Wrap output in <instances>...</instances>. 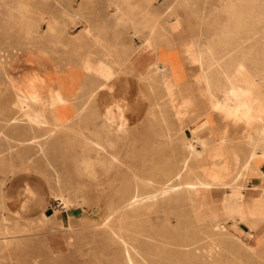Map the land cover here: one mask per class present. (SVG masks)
Wrapping results in <instances>:
<instances>
[{
  "label": "rangeland",
  "instance_id": "374dc122",
  "mask_svg": "<svg viewBox=\"0 0 264 264\" xmlns=\"http://www.w3.org/2000/svg\"><path fill=\"white\" fill-rule=\"evenodd\" d=\"M51 1L53 0H44V2H25L24 4L22 2H18V0H0V18L5 17L10 18L11 20H18L20 18V14L21 16L28 15L27 17H32L35 19L36 24H41L43 29H46V23L43 21L45 20L43 17L57 19L59 22L56 25H59V28L61 27L60 35L66 44V47H61L60 45L54 46V44L52 45L49 43V49L52 48V50L55 51V58L57 57V59H59L62 63L65 62V66L67 67L68 71L66 76L67 80L69 84L74 82L73 84L76 87L79 85L83 86L85 82L90 83V78L88 77V74L85 73L82 56L87 48L79 45L81 40H85V32L83 31L84 29L81 26V22L76 16L73 15V11L75 9H80L82 13H85L86 16L90 17L93 25L94 23L96 24L97 28L95 30L102 32L103 36L101 41L105 43L104 45H106L107 48L111 49V51L116 54L114 55L112 53L111 64L113 63L112 70L114 71L115 69L116 73L118 72V74L113 79V89L110 92L111 95L109 96L108 94H104V92L94 93L91 96V98L95 96L94 99L92 98L94 102H92V99L89 98L81 115H78L76 111L73 110V104L76 100L74 93H72V95L70 94L71 96L69 95V98L62 101V103H57V107H51L56 113H58V110L61 108V110H64L63 108H65L72 113L70 114L69 112L68 117L64 119L67 124V129L63 130V128L60 126H47L45 123L37 122V119L33 120L34 128L31 127L30 129L28 125L26 126L23 123L20 117H12L11 119H8L12 115H17V113L13 114L14 108L11 104L12 97L8 94L10 93V89L5 81L6 78L4 77V68H6V66H3L2 68L0 64V264H123L120 261V257L122 256L121 253L124 247H127V249L129 248V251L132 250L130 251L131 253L136 250L140 255L148 248H150L148 249L150 251H153L154 249L160 250L161 247V249H163L165 246L160 247L158 246L159 244L163 242H172L170 237L172 234L170 233L179 231L178 225L181 227H179L180 231L183 229L196 231L201 226L197 223V221H199V217H193V214L188 211L184 204L173 201L170 204L172 205V209H168L166 205H163L164 203L162 201H157V204L154 205L150 210L138 214V221L136 222L137 224L135 223L132 226H129L128 223H125L124 225L126 228L123 226L121 229L114 227V229L116 228L115 230L117 231V234H110L109 229L112 228L114 224H116V220L122 216H126V213H123L122 215V210H117V207L120 206L122 197L116 192V189H119L122 186L132 187L134 182H138L142 185L144 184L143 180L141 179H132V176H130L131 173L135 172L145 178L149 177L151 180L147 179L146 182L153 186H155L156 182L158 181L162 182V175L160 172H158L156 168H148V164L142 160L144 159V154L149 150V148L152 147L156 150H159L158 162L160 164H163L166 159L165 157L168 156L169 167L171 169L173 168V172H176L178 167H180L182 156L181 153L185 151V153H188V150L192 151L191 153H194L193 157L196 156L195 159L191 157L187 160L188 167L204 169L205 165L206 167L210 166L212 157L214 156L212 153L221 154L222 152L223 155H221L224 159L227 157L226 159H228L230 162V168H232L235 165L233 155L237 154L238 149H242L249 140L256 141L257 147L259 148H257L258 150L264 149L262 148L264 147V139H262L259 134V130L264 128V116H261L258 112L260 107H264L262 106L264 105V103H262L264 102V100H262L264 99V94H262L264 93V88H262L264 87L262 86V83H264V59L261 58L264 57V46H262L264 45V42H261L264 41V26H262L264 25V17H259L249 24L250 27L248 28L251 30V32H249L247 27H244L242 29L243 33H241V31L238 35L240 37H235L234 46L225 47L221 46L218 40L220 39L218 34L221 30L219 27L221 26L220 23H222V16L220 15V5H218V0H130V2H121L122 0H114V2H112V0H94V2ZM245 1V8H249L253 5V8L255 9V3L250 2L249 0ZM259 3L262 4L264 2ZM115 6H118V9H115ZM259 6L260 5L257 4L256 10ZM17 7L20 9L19 12ZM112 10L114 13H112ZM128 12L131 13L130 16L127 15ZM140 16L142 17L140 18ZM217 17L219 19H217ZM140 19H143L144 21L142 20V22ZM149 20H151V23ZM217 20L219 25H217ZM138 21L140 22V25ZM17 27L18 26L15 27L16 29L12 28V30H17L21 33V36H19L23 37V32H21L22 30L20 29V26L18 28ZM216 27L218 28L216 29ZM215 29L219 31L216 32ZM7 30L8 28L4 29L3 36L4 32ZM244 31L247 33L245 34ZM44 33H46V31L43 32V34ZM56 34L53 35L56 36ZM259 36L262 37L260 38V41ZM37 38H39L38 35ZM37 38L35 37L36 40ZM91 39L92 38H89L86 41V43L89 45L88 47H90L91 50L95 52V55H100L99 52L101 50V46L97 44L94 39ZM141 40H143L142 47L144 54H157V58L155 57V59L159 62L157 64L160 65V67H158L159 70H157L159 76H161V79H163L158 83V86L162 89V91H164L163 96L167 94V91L169 92L168 95L165 96V100L167 99V102L173 103L174 105L170 120L176 123L172 124L175 126V128L169 129L167 139L170 141V143H167L163 146V142L159 141L162 139V137L159 136L161 135V131L159 129L160 127L158 124H156V121L149 119V114L147 113L153 105L151 103L157 102V98H152L153 94L149 91L146 83H142L139 79H137V73L140 71V69L144 68L143 66L145 65V62L142 61V63H140V61H132L130 63L131 65H125L121 63V58L128 53V50L132 46L139 44V41ZM149 42L153 44L151 45ZM208 42L216 48H214L212 45L211 47ZM253 43H255V45ZM158 44L160 47H158ZM259 45L261 46L259 47ZM186 46H188V50ZM192 46L195 48V50ZM189 48L191 50H189ZM199 48L200 50H198ZM209 48L211 49L208 50ZM211 51H213L215 54ZM219 51L221 53H219ZM228 52L229 54L231 53V55L235 56V58L239 57L243 61L241 67L242 71L240 70L239 73L240 75L237 74V72L231 71V73L234 72L231 74L233 78L231 80H229V77L226 76L227 70L220 72L219 68H216V66H213L212 64L214 61L212 59L218 57L217 60L221 61L220 59H222V66H224L223 59L226 57ZM21 54L24 57L27 56L26 52H22ZM193 54L195 56L197 54V56L195 57ZM213 54L214 57H212ZM180 55H182V57ZM221 56H223V58H221ZM208 57H211L212 59H208ZM257 57L260 60H257ZM165 58L167 59L165 60ZM188 58L191 63L186 64L189 62L187 61ZM117 59L119 61H117ZM192 59L195 60L193 61ZM210 60H212V62ZM261 60L262 62H260ZM195 61L196 63H194ZM207 61L210 65L207 64ZM209 61L211 63H209ZM249 63L252 65L254 64L253 66L255 67L253 68V66H251ZM247 65H249V68ZM183 66L185 68H183ZM120 67L122 68L120 69ZM207 71H209L208 77L205 76ZM242 72L246 73L244 74ZM252 72H255L254 75ZM125 73H127V76L124 75ZM197 73L198 75H195ZM234 74L236 76H234ZM251 74L252 76H250ZM255 74H258L257 77ZM193 75H195V78L191 77ZM226 77H228V79ZM182 78L185 83H183L184 81ZM242 78L244 80H242ZM178 80H180V83ZM168 81L172 84H170ZM229 81L231 83H229ZM249 81L251 83L254 82L252 86ZM244 82L248 85L245 86ZM255 82H257V84ZM226 83L229 84V87L228 84L226 85ZM238 83L241 86H238ZM176 84L180 85L179 87L182 86L181 91ZM254 84L256 85L254 86ZM196 85L199 86L197 87ZM233 85L236 86L234 87ZM237 86L239 87L238 89ZM174 87L176 88V92H174ZM224 87L226 88V91L224 90ZM194 88H196V90ZM183 90H186L184 91V93L186 92V95L183 94ZM226 92L228 93L223 94ZM258 92L261 93L258 94ZM169 94L171 95V98ZM193 94H195V96ZM248 94L250 99L249 97H246ZM252 95H255L256 97L254 98ZM208 96H210V99ZM175 97H177V100H175ZM231 99L235 100L231 101ZM241 100L242 102L244 101L243 103L241 102L242 104L240 103ZM180 101L182 105L179 104ZM257 103L259 105H257ZM238 104H240V106H238ZM245 104L246 106H244ZM250 104L255 106L251 107ZM108 105L114 107L115 110L117 107V111L121 114L119 120L122 122L124 139L122 143L117 144L121 148L118 154L120 160L116 162L117 164L115 166L113 165L114 167L112 166L109 172H105L103 171V165L99 160L97 161L93 156L86 157L88 156V152L89 154H92V151H87L86 155L85 151H83V148L88 143H90L88 140L91 141V138L94 139L95 133L93 131L96 128H99L100 123L103 120V111ZM175 105H178V108ZM182 107L186 108L184 109ZM224 107L225 109H223ZM174 109L177 111L174 112ZM247 112L250 117L247 115ZM35 114L36 112L30 115L33 117ZM250 119L252 121H250ZM119 120L117 119V122ZM23 126H25V128H23ZM26 127H28L30 130ZM113 128L116 131V128ZM54 129L58 131H54ZM26 131L27 133H25ZM15 132H21L27 136L34 134V137L23 141H18L17 139H13V137L16 136ZM81 133L83 135H81ZM84 137L87 138V140ZM244 139L246 140L244 141ZM39 140H41V143H39ZM80 142H83L82 145ZM243 142L244 144H242ZM214 145L217 146L214 147ZM87 146H89V144ZM128 146L133 147V149L129 152L127 150ZM219 148H221V150ZM214 149L219 150L216 151ZM195 152L197 154H202L200 156ZM238 152L240 153V151ZM208 153L209 155H204ZM129 155H133L134 158H132V156L129 157ZM83 157L92 161L96 173L91 174L89 172V168L86 167L82 162ZM202 157L204 159H202ZM200 159L202 160L200 161ZM256 166L258 169L264 170V159L259 157L256 160ZM244 174L245 175L237 178V182L241 183L242 185L250 187L252 185L264 184V180H260L258 177L256 182L257 184L249 183V180L254 175H256L254 170L247 169ZM27 183L30 186H33L32 190L38 192H34V194H39L41 197L39 195V197H23L28 193L22 192V189L24 191H30V187ZM222 189L223 188L221 186H217L214 190H212V193L206 198L207 203L203 204L199 208L200 212H198L197 216L203 212L205 214H211L216 211V208L219 206ZM247 193L255 194V192L251 191L250 189H247ZM1 201L11 204L12 210L7 211L2 206ZM109 204L116 207V209L112 214H110V216L112 215L111 217L109 216L108 218H104L107 211V205ZM161 205L163 207H161ZM12 212L14 214H12ZM53 213H56L61 219H53L51 217ZM42 214L43 216L41 217ZM127 215L130 216V213L128 212ZM43 217H45V219ZM174 222L178 224L175 225ZM172 225L176 227L174 228ZM229 226L230 225H227L228 229L224 234L217 233L218 235L221 234L219 236L215 234L213 236H206L200 239H194L188 236L180 239L175 236L173 237L174 241L181 243L183 240L187 243L186 247L181 244L178 246L177 244L175 246L166 245L168 248L166 247V249L164 248L163 250L170 252L171 258H169L171 260L165 259L167 257L164 255L155 254L152 255L153 257H149L148 264H155V261L156 264H162L163 262H165L164 264H235L233 261H229L230 257H228L229 254L227 253L228 250L226 249H228L227 247H229L231 244V246L236 245L235 241L238 238L242 237L244 239V237L239 235L235 228H231V226ZM170 227L172 229H169ZM128 228L130 229L129 232H127ZM4 229H7L6 233ZM155 230H158V232L160 231V233L163 232L165 236H157L155 234L157 231ZM134 231L142 236H138L136 239L137 241L133 240L134 235H132V233ZM255 231L257 233L252 232V234L254 233L253 236H255V241L253 240L254 252L243 250V248L241 250L240 248L239 255L244 260L249 258L245 260L248 262V264H264V245H262L264 244V235H262L264 234V220H260V224ZM123 233L126 235H122ZM111 235L115 236L112 237ZM222 235L225 236L222 238ZM226 240L228 243H226ZM131 241L134 244H132ZM140 241L141 243H138ZM149 241H152L151 243L156 245H151ZM221 243L224 245L222 246L223 256L220 252L217 255L216 249ZM133 245L136 246L134 247ZM205 246H207L208 250H212L211 254H204L203 250L206 248ZM213 248L215 249L213 250ZM98 251H100L102 254ZM81 252L83 254H81ZM91 252L94 253L92 254ZM100 256L102 258H100ZM94 257L96 258L94 259ZM245 261L244 264H246ZM141 264L146 263L142 262Z\"/></svg>",
  "mask_w": 264,
  "mask_h": 264
},
{
  "label": "bare ground",
  "instance_id": "6f19581e",
  "mask_svg": "<svg viewBox=\"0 0 264 264\" xmlns=\"http://www.w3.org/2000/svg\"><path fill=\"white\" fill-rule=\"evenodd\" d=\"M94 2V0H53L51 2ZM121 1V0H120ZM153 1V0H152ZM180 1V0H179ZM187 1V0H185ZM213 1V0H212ZM218 5H220L219 10H220V15L223 17H221V21L222 23H220V27L221 30L219 32V44L221 46H225V47H232L234 46L235 43V37L237 36L238 38L240 36H238L240 34V32L242 31V29L245 27H250L249 24L253 21H255L256 19H258L259 17H264V3H259V2H264V0H249L250 2L255 3V9L253 8V5L250 6L249 8H245L244 3H246L245 0H218ZM248 1V0H247ZM18 2H22L25 4V2H44V0H18ZM112 2H114V0H112ZM121 2H130V0H122ZM176 2V1H175ZM178 2V1H177ZM249 2V3H250ZM16 3V2H15ZM193 3V2H192ZM23 4V5H24ZM195 4V3H194ZM260 5L258 7V9L256 10V6ZM190 5V4H189ZM247 5V4H246ZM26 6V5H25ZM248 6V5H247ZM29 8V7H28ZM115 9H118V6H115ZM18 12L20 11L19 7H17ZM25 10V9H24ZM114 10V9H113ZM112 10V13H114ZM27 11V10H25ZM30 12V11H29ZM28 12V13H29ZM183 12V11H182ZM194 12V11H193ZM215 13V12H213ZM25 14V12H24ZM117 14V13H116ZM73 15L77 17V19L81 22V26L83 27V31L85 32V40H81L79 42V45H82L83 47L87 48V50L85 51V53L82 55L83 56V62H84V69H85V73L88 74V77L90 78V83H84L83 86L79 85L76 86L72 83L69 84L68 80H67V67L65 66V62L62 63L59 59H57V57H54V50L49 49V43L50 44H54V46L56 45H60L61 47H66V44L64 43L63 39L61 38L60 35V28L59 25H56L59 21L55 18H48V17H43V21H45L46 23V29L42 28L41 24H36L35 19H33L32 17H27L28 15H22L20 14V18L18 20H14V19H10V18H5V17H1L0 18V64L1 67L3 68V66H6L5 69V78H6V83L9 87V91L10 93H8L11 97H12V101L11 104L14 108L13 110V114L17 115H12L10 116L8 119H11L12 117H20V119H22L23 123L31 129V127H33V120L37 119V122H42L45 123L47 126H60L61 128L67 129V124L66 121L64 120L66 117H68L69 114V110H66L65 108H63L64 110H58L59 112L56 113L52 110V106H56L57 103H62V101L66 100L67 98H69V95L72 93H74V96H76V100L74 101V107L73 110L76 111V113L78 115H81V113L84 111L85 109V104L87 103V100L90 99H94V97L91 98V96L96 93V92H104V94H108L109 96L111 95L110 92L113 89V79L115 78V76L118 74V72L116 73V70L114 69V71L112 70L113 68V63L111 64V55L112 53L114 55H116L114 52L111 51V49L107 48L106 45H104L105 43H103L102 40V32L101 31H97L95 30L96 24L92 23V20L90 19L89 16H86L85 13H82V11L79 9H75L73 11ZM126 15V13H125ZM128 16L131 15V13H127ZM150 16V15H148ZM147 16V17H148ZM137 17V16H135ZM142 16H140L141 18ZM196 17V16H195ZM220 17V16H218ZM217 17V19H219ZM128 18V17H126ZM144 18V17H143ZM149 18V17H148ZM216 18V17H215ZM214 18V19H215ZM134 19V18H133ZM137 19V18H136ZM135 19V21H136ZM183 19V18H182ZM181 19V21H182ZM138 20V19H137ZM143 20V19H142ZM140 19V21H142ZM171 20V19H170ZM42 21V22H43ZM122 21V20H121ZM133 21V20H132ZM134 21V22H135ZM144 21V20H143ZM142 21V22H143ZM151 20H149L150 22ZM156 21V20H154ZM137 23V22H135ZM139 25L140 22L138 21ZM151 23V22H150ZM149 23V24H150ZM218 23V20H217ZM17 24V25H16ZM79 24V23H78ZM219 25V23L217 24ZM16 26H20V29L22 30L21 32H23V37L21 36V33L18 32L17 30H12V28H15ZM117 26V25H115ZM143 26V25H142ZM264 26V25H262ZM17 27V28H18ZM64 27V26H63ZM261 27V26H260ZM5 28H8V30L6 32H4V36H3V31ZM218 27H216L217 29ZM16 29V28H15ZM215 29L216 32H218ZM143 30V29H142ZM249 30V28H248ZM43 34V32H45ZM214 31V32H215ZM134 32V31H132ZM131 32V33H132ZM249 32H251V30H249ZM57 33V34H56ZM139 33V32H138ZM243 33V31L241 32ZM244 33L246 34L247 32L244 31ZM53 34H56L53 35ZM244 34V35H245ZM254 34V32H253ZM20 35V36H19ZM37 35L39 36V38H37ZM249 35V34H247ZM255 35V34H254ZM252 36V35H251ZM248 36V37H251ZM35 37L37 38V40L35 39ZM69 37V36H68ZM18 38V39H17ZM22 38V39H19ZM92 38L94 39L97 44H99L101 47V50L99 52L100 55H95V52L91 50L90 47H88L89 45L86 43L87 39ZM260 38H262L261 36H259V41ZM41 39V40H40ZM44 39V40H43ZM69 39V38H68ZM91 39V40H92ZM215 39V38H214ZM217 39V37H216ZM215 39V40H216ZM209 40V39H208ZM214 40V41H215ZM251 40V39H249ZM256 40V39H255ZM70 41V40H69ZM148 41V40H147ZM161 41V40H160ZM253 41V40H252ZM257 41V40H256ZM72 42V41H71ZM106 42V41H105ZM181 42V41H180ZM216 42V41H215ZM255 42V41H254ZM264 42V41H261ZM142 43L143 40L139 41V44H135V46H132L129 50L127 54H123L124 56L121 58V63L122 64H127L129 65L132 61L137 62L140 61V63H142V61L145 62V65L143 66V69H140V71L137 73L138 74V78L140 80V82L142 83H146V85L148 86L149 91L153 94V97L157 98V102L151 103L153 104L152 107L150 108V110L147 112L149 114V119H153L154 121H156V124L159 125V129L161 131V135H159L160 137H162L161 140L163 145H166L167 143H170V141L167 139L168 137V133H169V129L175 128V126H173L172 124H176L174 121L170 120L171 114H172V110H173V103H169L165 100V96L168 95V91L166 92L167 94L163 96V92L162 89L158 86V83L161 82L163 79H161V76H159L158 74V70L160 67V65H158L157 63H159L155 57L157 56V54H144L143 53V47H142ZM148 43V42H146ZM150 43V42H149ZM155 43V42H154ZM182 43V42H181ZM209 43V42H208ZM256 43V42H255ZM255 43H253L255 45ZM258 43V42H257ZM260 43V42H259ZM75 44V43H74ZM95 44V42H94ZM145 44V43H144ZM151 45L153 43H150ZM207 44V42H206ZM210 44V43H209ZM208 44V45H209ZM252 44V43H251ZM261 44V43H260ZM150 45V46H151ZM161 45V44H160ZM192 45V44H190ZM194 45V44H193ZM212 44H210L211 46ZM219 45V46H220ZM144 46V45H143ZM182 46V44H181ZM196 46V45H195ZM213 46V45H212ZM211 46V47H212ZM258 46V45H257ZM261 45H259L260 47ZM264 46V45H262ZM53 47V46H52ZM79 47V46H78ZM77 47V48H78ZM158 47L159 44H158ZM187 50H188V46ZM193 47V46H192ZM203 47V45H202ZM214 47V46H213ZM224 47V48H225ZM255 47V46H254ZM96 48V47H95ZM172 48V47H171ZM178 48V47H177ZM176 48V49H177ZM184 48V47H183ZM191 48V47H190ZM189 48V50H191ZM194 48V47H193ZM192 48V49H193ZM216 48V47H214ZM262 48V47H261ZM54 49V48H53ZM57 49V47H56ZM83 49V48H81ZM173 49V48H172ZM175 49V47H174ZM202 49V48H201ZM207 49V48H206ZM211 48H209L208 50H210ZM218 49V48H217ZM221 49V48H219ZM21 50V51H20ZM147 50V49H146ZM195 50V48H194ZM200 50V48L198 49ZM223 50V49H222ZM221 50V52H222ZM228 50V49H227ZM18 51V52H17ZM60 51V50H59ZM174 51V50H173ZM197 51V49H196ZM206 51V50H204ZM214 51V50H213ZM211 51V52H213ZM22 52H26L27 56H22ZM119 52V51H118ZM125 52V51H124ZM123 52V53H124ZM178 52V51H176ZM182 52V51H181ZM195 52V51H194ZM215 52V51H214ZM213 52V53H214ZM219 51V53H221ZM230 52V50H229ZM226 55L224 54V66H222V59H220L221 61H218V57H215V59H211L214 60L212 62V60H210L213 64V66L215 65L216 68H219L220 72H224V70H227L226 76L229 77V80L233 79L232 75L234 72H237V74L240 73V70L242 71L241 67H242V63L243 61L239 58L231 55V53ZM179 53V52H178ZM189 53V52H188ZM200 53V52H198ZM197 53V54H198ZM216 53V52H215ZM214 53V54H215ZM226 53V52H224ZM172 54V53H171ZM182 54V53H181ZM196 54V56H197ZM201 54V53H200ZM203 54V53H202ZM208 54V53H207ZM212 54V53H211ZM214 54L212 57H214ZM217 54V53H216ZM258 54V53H257ZM67 55V54H66ZM113 55V56H114ZM189 55V54H187ZM194 55V54H193ZM205 55V54H204ZM210 55V52H209ZM176 56V55H175ZM182 57V55H180ZM192 56V55H191ZM190 56V57H191ZM195 56V55H194ZM193 56V58H194ZM195 56V57H196ZM217 56V55H215ZM251 56V55H250ZM67 57V56H66ZM117 57V56H116ZM200 57V55H199ZM259 57V56H258ZM257 60H260L258 59ZM142 58V59H141ZM157 58V57H156ZM206 58V57H204ZM208 57V59H210ZM220 58V57H219ZM221 58H223V56H221ZM248 58V57H247ZM262 59H264V57H261ZM120 59V58H119ZM159 59V58H158ZM167 58H165L166 60ZM176 59V58H174ZM173 60V59H172ZM191 60V59H190ZM193 61L195 59H192ZM255 60V59H254ZM117 61H119L117 59ZM187 61H189V58L187 59ZM186 61V62H187ZM209 61V63H211ZM253 61V59H252ZM185 62V63H186ZM247 62V61H246ZM251 62V61H249ZM262 62V60L260 61ZM70 63V62H69ZM80 63V62H79ZM176 63V61H175ZM191 63L190 61L187 62L186 64ZM196 63V61L194 62ZM255 63V62H254ZM258 63V62H257ZM256 63V64H257ZM118 64V63H117ZM144 64V63H143ZM142 64V65H143ZM161 64V63H160ZM163 64V63H162ZM208 64V61H207ZM211 64V65H212ZM251 64V63H249ZM255 64V65H256ZM260 64V63H259ZM120 65V64H119ZM131 65V64H130ZM181 65V64H180ZM183 65V64H182ZM185 65V64H184ZM210 65V64H208ZM254 65V64H253ZM251 64V66H253ZM168 66V65H166ZM178 66V65H176ZM198 66V65H197ZM249 65H247L248 67ZM250 66V67H251ZM69 67V66H68ZM123 67V66H122ZM120 67V69L122 68ZM169 67V66H168ZM244 67V66H243ZM246 67V66H245ZM255 66H253L254 68ZM129 68V67H128ZM183 68H185L183 66ZM196 68V67H195ZM201 68V67H200ZM249 68V67H248ZM158 69V70H157ZM170 69V68H169ZM172 69V67H171ZM247 69V68H246ZM245 69V70H246ZM161 70V69H160ZM182 70V69H180ZM249 70V69H248ZM260 70V69H259ZM119 71V70H118ZM173 71V70H172ZM175 71V70H174ZM231 71H234L233 73H231ZM252 71V69H251ZM84 72V71H83ZM127 72V71H126ZM195 72V71H194ZM250 72V71H249ZM262 72V71H261ZM124 73V72H123ZM174 73V72H173ZM176 73V72H175ZM188 73V71H187ZM242 73H246V72H242ZM255 72H252V74L254 75ZM4 74V73H3ZM121 74V73H119ZM127 73H125L124 75H126ZM192 74V73H191ZM236 74V73H235ZM234 74V76H236ZM252 74L250 76H252ZM173 75V74H172ZM195 75H198L195 74ZM191 76L192 78L195 76ZM224 75V74H223ZM240 75V74H239ZM256 77L258 74H255ZM260 75V74H259ZM69 76V75H68ZM87 76V75H86ZM127 76V75H126ZM205 76L208 77L209 76V71H207L205 73ZM244 76V75H243ZM228 77H226L228 79ZM240 77V76H239ZM262 77V75H261ZM171 78V77H170ZM195 78V77H194ZM224 78V77H223ZM225 78V79H226ZM246 78V77H245ZM226 79V80H227ZM238 79V77H237ZM253 79V78H251ZM258 79V78H257ZM56 80V81H55ZM166 80V79H165ZM177 80V79H176ZM183 80V78H182ZM193 80V79H192ZM191 80V82H192ZM223 80V79H222ZM240 80V78H239ZM242 80H244L242 78ZM241 80V81H242ZM167 81V80H166ZM174 81V80H173ZM180 83V80H178ZM184 81V80H183ZM182 81V82H183ZM225 81V80H224ZM246 81V80H245ZM68 82V83H67ZM88 82V81H87ZM139 82V83H140ZM169 82V81H168ZM172 82V81H171ZM181 82V85H182ZM190 82V83H191ZM227 82V81H225ZM233 82V81H232ZM237 82V81H236ZM248 82V81H247ZM250 82V81H249ZM253 82V81H252ZM166 83V82H165ZM170 83V82H169ZM185 83V81L183 82ZM194 83V82H193ZM200 83V82H199ZM229 83H231L229 81ZM251 83V82H250ZM254 83V82H253ZM251 83V86L252 84ZM257 84V82H255ZM262 83V81H261ZM260 83V84H261ZM163 84V83H161ZM172 84V83H170ZM228 83H226L227 85ZM236 84V83H235ZM245 84V82H244ZM254 84V86L256 85ZM259 84V83H258ZM177 85V84H176ZM237 85V84H236ZM235 85V86H236ZM240 84L238 83V86ZM248 84H245V86ZM2 86V85H1ZM166 86V85H165ZM178 87L180 85H177ZM184 86V85H183ZM187 86V85H186ZM193 86V85H192ZM197 87L199 85H196ZM195 86V87H196ZM234 86V85H233ZM234 86V87H235ZM237 86V89L239 88ZM241 86V85H240ZM260 86V85H258ZM262 86H264V83H262ZM168 87V86H166ZM173 87V86H170ZM176 87V86H175ZM174 87V92H176V88ZM182 87V86H181ZM181 87L180 91H181ZM196 87V88H197ZM229 87V84H228ZM227 87V89H228ZM244 87V85H243ZM188 88V87H187ZM190 88V87H189ZM196 88H194L196 90ZM233 88V87H232ZM248 88V87H247ZM256 88V87H255ZM259 88V87H258ZM264 88V87H262ZM261 88V89H262ZM191 89V88H190ZM226 88L224 87V90ZM231 89V88H230ZM236 89V90H237ZM243 89V88H242ZM260 89V88H259ZM147 90V89H146ZM145 90V91H146ZM165 90V89H164ZM170 90V89H169ZM178 90V89H177ZM209 90V89H208ZM235 90V89H234ZM245 90V89H244ZM172 91V90H171ZM184 91L183 90V94ZM192 91V90H191ZM206 91V90H205ZM226 91V90H225ZM223 91V92H225ZM249 91V90H247ZM261 91V90H260ZM70 92V93H69ZM200 92V90H199ZM210 92V91H209ZM245 92V91H244ZM253 92V91H252ZM257 92V91H256ZM198 93V92H197ZM222 93V92H221ZM223 93V94H227ZM238 93V91H237ZM255 93V92H254ZM261 92H258V94ZM77 94V95H75ZM171 94V93H170ZM169 94V95H170ZM203 94V93H201ZM210 94V93H209ZM250 94V93H249ZM246 96L249 97L250 96ZM264 94V93H262ZM70 95V96H71ZM186 95V94H185ZM195 96V94H193ZM211 95V94H210ZM230 95V94H229ZM232 95V93H231ZM235 95V94H234ZM240 95V93H239ZM256 95V93H255ZM255 95L254 98L256 97ZM261 95V94H260ZM98 96V95H97ZM251 96V97H252ZM213 97V96H212ZM211 97V98H212ZM217 97V96H216ZM224 97V95H223ZM259 97V96H258ZM71 98V97H70ZM97 98V97H96ZM151 98V99H152ZM171 98V95H170ZM177 97H175V100ZM179 98V96H178ZM206 98V97H205ZM208 98L210 99V96H208ZM226 98V97H225ZM235 98V97H234ZM241 98V97H240ZM253 98V97H252ZM93 99L91 100L92 102ZM207 99V98H206ZM208 99V100H209ZM215 99V98H214ZM236 99V98H235ZM235 99H231V101H234ZM245 99V98H244ZM260 99V98H259ZM262 99V98H261ZM97 100V99H96ZM172 100V99H169ZM216 100V99H215ZM220 100V99H219ZM222 100V99H221ZM252 100V99H251ZM264 100V99H262ZM261 100V101H262ZM82 101V103H81ZM90 101V102H91ZM174 101V100H172ZM170 101V102H172ZM182 101V100H181ZM181 101L179 104H181ZM184 101V100H183ZM186 101V100H185ZM225 101V99H224ZM257 101V100H255ZM89 102V101H88ZM91 102V103H92ZM210 102V100H209ZM222 102V101H221ZM229 102V101H227ZM236 102V101H235ZM242 102V100L240 101V103ZM244 102V101H243ZM242 102V103H243ZM246 102V101H245ZM252 102V101H251ZM259 102V101H258ZM96 103V102H95ZM175 103V102H174ZM211 103V102H210ZM238 103V102H237ZM241 103V104H242ZM253 103V102H252ZM264 103V102H262ZM69 104V103H68ZM94 104V103H93ZM150 104V105H151ZM172 104V105H171ZM184 104V103H183ZM228 104V103H227ZM230 104V103H229ZM234 104V103H233ZM72 105V104H71ZM182 105V104H181ZM211 105V104H209ZM214 105V104H213ZM224 105V104H223ZM235 105V104H234ZM257 105H259L257 103ZM67 106V105H66ZM69 106V105H68ZM176 106V105H175ZM178 106V105H177ZM176 106V107H177ZM185 106V105H184ZM207 106V105H206ZM233 106V105H232ZM231 106V107H232ZM238 106H240V104H238ZM246 106V104L244 105ZM243 106V107H244ZM251 107L255 106V105H251ZM264 106V105H262ZM57 107V106H56ZM65 107V106H64ZM92 107V106H91ZM95 107V106H94ZM180 107V106H179ZM220 107V106H219ZM218 107V109H219ZM222 107V106H221ZM249 107V106H248ZM250 107V109H251ZM178 108V107H177ZM184 108V107H182ZM181 108V109H182ZM186 108V107H185ZM184 108V109H185ZM210 108V106H209ZM257 108V107H256ZM259 108V107H258ZM72 109V108H71ZM225 109V107L223 108ZM234 109V107H233ZM232 109V110H233ZM236 109V108H235ZM245 109V108H244ZM249 109V110H250ZM260 109V110H259ZM258 109V112L261 116H264V107H260ZM255 110V109H254ZM177 111V110H176ZM174 109V112H176ZM218 111V110H217ZM241 111V110H239ZM238 111V112H239ZM246 111V110H244ZM34 112H36V114L32 117L30 114H33ZM99 112V111H98ZM180 112V111H179ZM215 112V111H214ZM251 112V111H250ZM184 113V111H183ZM182 113V114H183ZM212 113V112H211ZM218 113V112H217ZM236 113V112H235ZM243 113V112H241ZM240 113V114H241ZM253 113V112H252ZM70 114H72L70 112ZM100 114V113H99ZM177 114V113H176ZM175 114V115H176ZM180 114V113H179ZM77 115V116H78ZM174 115V116H175ZM213 115V114H212ZM248 115V112H247ZM246 115V116H247ZM259 115V116H260ZM103 120L100 123L99 128H96L93 132L95 133V137L94 139L91 138V141L88 140L90 143L89 146H85L83 148V151H85L86 155H87V151H92V154H89L88 152V156L86 157H94L97 161L99 160L102 165H103V171H110V169L112 168V166L116 165L117 161L120 160L119 157V152H120V146H118L117 144L122 143L123 139H124V135H123V126H122V122L119 120V118L121 117V114L117 111V107L116 110L114 109V107L108 105L105 110L103 111ZM240 116V115H239ZM249 116V115H248ZM258 116V113H257ZM255 116V117H257ZM241 117V116H240ZM250 117V116H249ZM176 118V117H175ZM233 118V117H232ZM248 118V117H247ZM19 119V118H18ZM117 119L119 120L117 122ZM243 119V118H242ZM249 120V118H248ZM16 121V120H14ZM176 121V120H175ZM250 121H252L250 119ZM6 123V122H5ZM18 123V122H15ZM38 125V124H37ZM40 126V125H39ZM38 126V127H39ZM26 127V128H28ZM116 128L115 129L113 128ZM23 128H25V126H23ZM22 128V129H23ZM28 128V129H29ZM34 128V127H33ZM44 128V127H43ZM88 128V127H87ZM21 129V128H20ZM29 129V130H30ZM37 129V128H35ZM51 129V128H50ZM233 129V128H232ZM231 129V130H232ZM41 130V128H40ZM56 129H54L55 131ZM226 130V128H225ZM24 131V130H23ZM58 131V130H56ZM61 131V130H60ZM224 131V130H223ZM222 131V133H223ZM30 132V131H29ZM41 132V131H40ZM87 132V131H86ZM91 132V131H89ZM226 132V131H224ZM230 132V129H229ZM27 133V131L25 132ZM51 133V132H50ZM53 133V132H52ZM56 133V132H55ZM58 133V132H57ZM60 133V132H59ZM79 133V132H78ZM220 133V132H219ZM16 136L13 137V139H17L18 141H23L26 140L28 138L34 137V134L27 136L22 134L21 132H15ZM20 134V135H18ZM29 134V133H28ZM46 134V133H45ZM72 134V133H71ZM89 134V133H87ZM225 134V133H224ZM227 134V133H226ZM259 134L261 136L262 139H264V128H261L259 130ZM44 135V134H43ZM50 135V134H49ZM69 135V134H68ZM81 135H83L81 133ZM91 135V134H89ZM228 135V134H227ZM245 135V134H244ZM250 135V134H249ZM42 136V135H41ZM48 136V135H47ZM63 136V135H62ZM45 137V136H44ZM50 137V136H49ZM225 137V136H224ZM243 137V136H242ZM249 137V136H248ZM85 138V137H84ZM250 138V137H249ZM48 139V138H47ZM83 139V138H81ZM87 140V138H85ZM205 139V138H204ZM219 139V138H218ZM217 139V140H218ZM222 139V138H220ZM251 139V138H250ZM258 139H259V135H258ZM261 139V140H262ZM45 140V139H44ZM71 140V139H70ZM199 140V139H197ZM202 140V139H201ZM206 140V139H205ZM233 140V139H232ZM246 139H244L245 141ZM41 140H39V143ZM158 141V142H159ZM220 141V140H219ZM16 142V141H15ZM36 142V140H35ZM44 142V141H42ZM200 142V141H199ZM205 142V141H204ZM203 142V143H204ZM226 142V141H225ZM261 142V141H260ZM26 143V142H25ZM81 143V142H80ZM83 143V142H82ZM81 143V145H82ZM201 143V142H200ZM217 143V142H216ZM222 143V142H221ZM17 144V143H16ZM43 144V143H42ZM49 144V143H48ZM214 144V143H213ZM219 144V143H217ZM244 144V142L242 143ZM28 145V144H27ZM33 145V144H32ZM38 145V144H37ZM51 145V143H50ZM186 145V144H185ZM262 145V144H261ZM30 146V145H29ZM190 146V145H188ZM217 145H214V147ZM21 147V146H20ZM42 147V146H41ZM39 147V148H41ZM186 147V146H185ZM260 147V146H259ZM38 148V147H37ZM43 148V147H42ZM162 148V147H160ZM159 148V149H160ZM187 148V147H186ZM191 148V147H190ZM222 148V147H221ZM221 148H219L221 150ZM240 148V147H237ZM242 148V147H241ZM257 143L254 140H249L242 149H238V151H240V153L237 151V154L233 155L234 156V162L235 165L230 168V162L228 159H224L223 158V152L221 154H214L212 153V155H214L212 157V161L210 163L209 167H206L204 169H195V168H190L187 165V160L190 159L191 157H193L194 153H191L192 151L188 150V153H181V164L180 167H178V170L176 172H173L172 169L169 167V157H165V161L163 164H160L158 162V154H159V150H156L155 148H149V150L144 154V162L146 164H148V168H156V170H158V172H160V174L162 175V182L160 183L159 181L156 182V185H150V183L146 182L147 179H150L149 177H143L138 175L135 172H132L130 176H132V179L136 180V179H141L143 180L144 184H139L138 182H134L132 187H128V186H122V187H118L119 189H116V192L118 194H120V196L122 197L121 201H120V206L117 207V210H122V215L123 213H126V216H122L121 218L116 220V224H114V226H110L112 228H110V234L111 233H116L117 231L114 229V227L117 228H123V226L126 228V226L124 225L125 223H128L129 226H132L133 224H135L138 219V214L144 213L145 211L150 210L154 205L157 204V201H162L164 204L168 207V209H172L170 205L173 201L176 202H180L182 204H184L188 211L191 212L193 214V217L198 218L199 221H197V223L199 225H201L199 227V229H197L196 231H192V230H186L183 229L180 231V226L178 225V230L179 231H174L170 234H172L170 237L172 239V242H163L161 244H159L158 246H165L164 248L166 249V245H173L175 246L177 244V246L179 244L183 245L186 247L187 243L184 242L182 240V242H176L174 241L173 237H178V238H184L186 236L190 237V238H194V239H200L206 236H213L217 233H225V231L228 229L227 225H230L231 228H236V225L239 221H243L246 225H247V229H245L243 232H241V229H237V232L239 233V235L243 236L244 239L241 238H236L237 240L236 245L233 246H229L227 247L228 249V257H230L229 261H233V263L235 264H244L245 260L242 259L239 255V250L241 248H243V250L246 251H253V244H254V237L253 234L257 233L255 230L257 229L258 225L260 224V220H264V184H258V185H252L250 187H246L244 185H242L241 183L237 182V178H239L240 176L245 175V171L247 169H251L254 170L258 179L260 180H264V170H260L257 168L256 166V160L261 157L262 159H264V149L258 150L257 149ZM261 148V147H260ZM264 148V147H262ZM133 149V147L128 146V152L131 151ZM195 149V148H194ZM218 149V150H219ZM193 150V149H192ZM203 150V149H202ZM207 150V149H206ZM216 150V149H214ZM216 150V151H218ZM212 151V150H211ZM210 151V152H211ZM197 152V151H196ZM195 152V153H196ZM204 153V152H203ZM206 153V152H205ZM5 154V153H4ZM39 154V153H38ZM129 154V153H128ZM197 154V153H196ZM202 154V153H201ZM201 154H197L200 155ZM204 155H209L208 154H204ZM211 155V153H210ZM44 156V155H43ZM78 156V155H76ZM133 157V155H129V157ZM138 156V155H137ZM195 156V155H194ZM203 156V155H202ZM225 156V155H224ZM75 157V156H74ZM196 157V156H195ZM195 157H193L195 159ZM207 157V156H206ZM44 158V157H43ZM68 158V157H67ZM200 158V157H199ZM48 159V158H47ZM50 159V158H49ZM202 159H204L202 157ZM200 159V161L202 160ZM29 161V160H28ZM206 161V159H205ZM82 162L85 164L86 167L89 168V172L91 174L96 173L94 167H93V163L90 159H86V158H82ZM99 162V163H100ZM196 162V160H195ZM203 162V161H202ZM197 163V162H196ZM195 163V165H196ZM205 164V163H204ZM207 164V163H206ZM53 166V165H52ZM98 166V165H97ZM113 166V167H114ZM202 166V165H201ZM208 166V164H207ZM54 167V166H53ZM51 169V168H50ZM55 169V168H54ZM26 170V169H25ZM155 171V170H154ZM14 173V172H12ZM153 173V172H152ZM60 174V172H59ZM15 175V174H14ZM17 175V174H16ZM54 175V174H53ZM61 175V174H60ZM152 175V174H151ZM160 175V176H161ZM24 176V175H23ZM153 176V175H152ZM9 178V177H8ZM36 178V177H35ZM130 178V177H129ZM153 178V177H152ZM58 179V178H57ZM131 179V178H130ZM257 179V178H256ZM10 180V179H9ZM59 180V179H58ZM151 180V179H150ZM155 180V179H154ZM240 180V179H239ZM140 181V180H139ZM243 181V180H242ZM141 182V181H140ZM42 183V182H41ZM60 183V182H59ZM120 183V182H119ZM142 183V182H141ZM155 183V182H154ZM28 184V183H27ZM122 184V183H121ZM125 184V183H124ZM257 184V183H255ZM2 186V185H1ZM8 186V185H7ZM118 186V185H117ZM120 186V184H119ZM217 186H221L223 189L221 190V197L219 200V206L216 208V211L211 213V214H205L204 212L201 213L200 215L197 216L199 211V208L207 203L206 198L212 193V190H214ZM148 187V188H147ZM131 188V189H130ZM247 189H250L251 191H254L255 194H248L247 193ZM5 192V191H4ZM8 192V191H7ZM2 193V192H1ZM5 196V195H3ZM6 198V197H5ZM69 202V201H68ZM2 206L7 210L10 211L12 210V206L9 203H5L3 201H1ZM166 203V204H165ZM81 204V203H80ZM65 206V205H64ZM160 207V206H159ZM161 207H163L161 205ZM116 209V207L112 206L111 204L107 205V211L106 214L104 216L105 217H109L110 214H112L114 212V210ZM130 213V216L127 215V213ZM150 212V211H149ZM12 214H14L12 212ZM45 215V214H44ZM43 216V214L41 215V217ZM48 216V215H47ZM112 216V215H111ZM110 216V217H111ZM45 219V217H43ZM128 218V219H127ZM131 218V219H129ZM194 218V219H195ZM106 220V219H105ZM37 221V220H36ZM108 221V220H107ZM8 222V221H7ZM115 222V221H114ZM163 222V221H162ZM166 222V221H165ZM168 222V221H167ZM104 223V222H103ZM175 223V222H174ZM180 223V222H179ZM137 224V223H136ZM178 223H175V225ZM182 224V223H181ZM173 226V225H172ZM185 226V225H183ZM229 226V227H230ZM238 226V225H237ZM128 227V226H127ZM135 227V226H134ZM151 227V226H150ZM164 227V226H162ZM174 228L176 226H173ZM180 227V228H179ZM26 228V227H25ZM165 228V227H164ZM163 228V229H164ZM17 229V228H16ZM169 229H172L171 227ZM168 229V231H169ZM5 230V229H4ZM3 230V232H4ZM62 230V229H61ZM119 230V229H118ZM129 228L128 231L129 232ZM152 230V229H151ZM186 230V231H185ZM7 229L5 230L6 233ZM11 231V230H10ZM125 231V230H124ZM153 231V230H152ZM155 234L159 237H164L165 234H163V232L160 233V231L158 232V230ZM165 231V230H164ZM172 231V230H171ZM126 232V231H125ZM252 232H254L252 234ZM20 233V232H19ZM132 233V232H131ZM153 233V232H152ZM242 233V234H241ZM18 234V233H17ZM119 234V233H118ZM128 234V233H127ZM219 234V235H221ZM227 234V233H226ZM120 235V234H119ZM122 235H126L125 233H123ZM132 235H134L133 240H136L138 236L142 237L141 235H139L136 231H134L132 233ZM218 235V234H217ZM218 235V236H219ZM264 235V234H262ZM112 236V235H111ZM110 236V237H111ZM115 236V235H114ZM112 236V237H114ZM146 236V234H145ZM225 235H222V238ZM228 236V235H227ZM6 237V236H5ZM238 237V236H237ZM11 238V237H10ZM132 238V237H131ZM143 238H147V237H143ZM114 239V238H113ZM118 239V238H117ZM127 239V237H126ZM139 239V238H138ZM179 239V240H180ZM226 239V238H225ZM229 239L231 240V238L229 237ZM228 239V240H229ZM256 239V238H255ZM116 240V239H115ZM121 240V239H120ZM128 240V239H127ZM141 240V239H140ZM153 240V239H152ZM224 240V239H223ZM229 240V241H230ZM235 240V239H234ZM247 240V241H246ZM254 240V241H253ZM7 241V240H6ZM10 241V240H9ZM8 241V242H9ZM137 241V240H136ZM142 241V240H141ZM138 242V243H141ZM132 242V241H131ZM150 242V241H149ZM152 242V241H151ZM150 242V243H151ZM231 242V241H230ZM6 243V242H5ZM128 243V242H127ZM136 243V242H135ZM226 243H228V241L226 240ZM8 244V243H7ZM11 244V243H10ZM122 244V243H120ZM131 244V243H130ZM132 244H134L132 242ZM145 244V243H144ZM148 244V243H147ZM230 244V243H229ZM6 245V244H5ZM18 245V244H17ZM127 245V244H126ZM137 245V243H136ZM136 245H133L134 247ZM143 245V244H142ZM146 245V244H145ZM151 245H156L154 243H151ZM194 245V244H192ZM216 245V244H214ZM264 245V244H262ZM7 246V245H6ZM218 246V245H217ZM215 246V247H217ZM224 245H222V243L220 244V246L217 249V255L219 254V252L222 255V251H223V247ZM260 246V245H259ZM133 247V248H134ZM143 247V246H142ZM141 247V248H142ZM206 248L203 250L204 254H211V251L207 249V246H205ZM131 248V247H130ZM144 248V247H143ZM153 248V247H152ZM158 248V247H157ZM162 248V247H161ZM154 249L153 251L148 250L150 248H148L146 251H142L143 253L140 255L139 252H137L136 250H134L132 253L129 251V248L127 249V247H124L121 253V257H120V261L123 264H135V263H139L141 264L142 262L148 264V260L149 257H151L152 255H164L165 259H170L171 255L169 251L163 250V249ZM168 248V247H167ZM4 249V248H3ZM10 249V248H9ZM82 249V248H81ZM140 249V247H139ZM215 248H213L214 250ZM90 250V249H89ZM92 250V249H91ZM95 250V249H94ZM93 250V251H94ZM138 250V247H137ZM170 250V249H169ZM88 251V250H87ZM140 251V250H139ZM172 251V250H171ZM99 253H101L100 251H98ZM244 252V251H242ZM254 252V251H253ZM90 253V251H89ZM88 253V254H89ZM92 253V252H91ZM94 253V252H93ZM92 253V254H93ZM98 253V254H99ZM226 253V252H225ZM241 253V252H240ZM81 254H83L81 252ZM91 254V255H92ZM102 254V253H101ZM176 255V254H175ZM215 255V254H214ZM249 255V253H248ZM251 255V254H250ZM223 256V255H222ZM227 256V255H226ZM153 257V256H152ZM170 257V258H169ZM247 257V256H246ZM250 257V256H249ZM96 257H94L95 259ZM98 258V257H97ZM100 258H102L100 256ZM155 258V257H154ZM162 258V256H161ZM227 258V257H226ZM160 259V258H159ZM253 259V258H252ZM100 260V259H99ZM98 260V262H99ZM171 260V259H170ZM228 260V258H227ZM153 261V260H151ZM164 261V259H163ZM173 261V260H172ZM160 262V261H159ZM246 262V261H245ZM165 262H163L162 264H164ZM229 263V262H228ZM156 264V261H155ZM158 264V263H157ZM169 264V263H167ZM172 264V263H171ZM246 264H248V262H246ZM252 264V263H251ZM262 264V263H261Z\"/></svg>",
  "mask_w": 264,
  "mask_h": 264
},
{
  "label": "crops",
  "instance_id": "0c3cea01",
  "mask_svg": "<svg viewBox=\"0 0 264 264\" xmlns=\"http://www.w3.org/2000/svg\"><path fill=\"white\" fill-rule=\"evenodd\" d=\"M257 175H254L250 180H249V183H256L257 182ZM29 185V184H28ZM29 187H30V191H24L23 189H22V192H24V193H28V194H26V195H24L23 197H26V198H31V197H35V196H38L37 194H34V192H36V193H38L37 191H34V190H32V188H33V186H30L29 185ZM33 193V194H32ZM40 197H41V195H39ZM38 196V197H39ZM43 196V195H42ZM45 213V212H44ZM46 214V213H45ZM62 215V214H61ZM60 215V216H61ZM50 217V216H49ZM51 217L53 218V219H55V220H59V219H61V218H59V216L56 214V213H53L52 215H51ZM238 225V226H237ZM237 225H236V228L237 229H241V232L242 231H244L246 228H248L247 227V225L243 222V221H239L238 223H237ZM236 229V230H237Z\"/></svg>",
  "mask_w": 264,
  "mask_h": 264
}]
</instances>
